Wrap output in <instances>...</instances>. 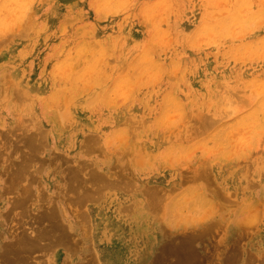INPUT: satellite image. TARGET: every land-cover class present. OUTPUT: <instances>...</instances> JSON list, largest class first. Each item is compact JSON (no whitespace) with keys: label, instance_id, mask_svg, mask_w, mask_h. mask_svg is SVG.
Returning a JSON list of instances; mask_svg holds the SVG:
<instances>
[{"label":"rangeland","instance_id":"374dc122","mask_svg":"<svg viewBox=\"0 0 264 264\" xmlns=\"http://www.w3.org/2000/svg\"><path fill=\"white\" fill-rule=\"evenodd\" d=\"M3 258L264 264V0H0Z\"/></svg>","mask_w":264,"mask_h":264},{"label":"bare ground","instance_id":"6f19581e","mask_svg":"<svg viewBox=\"0 0 264 264\" xmlns=\"http://www.w3.org/2000/svg\"><path fill=\"white\" fill-rule=\"evenodd\" d=\"M20 162H21V161H20ZM25 162H26V161H25ZM25 162H24V164H25ZM17 168L19 169L20 166H17ZM18 169H16V175L19 174V173H18ZM21 169H23V168L21 167ZM20 173H22V170H21ZM88 194H89V191H88ZM92 197H93L92 195H91V197L89 196V198H92ZM87 199H88V198H87ZM46 225H47V224H46ZM41 229H42V228H41ZM43 231H44V230H43ZM43 231H42L41 233L45 234V231H44V232H43ZM48 231H49V230H47V233H50V231H49V232H48ZM47 233L45 234V236H50V235H47ZM34 234H35V233H34ZM43 234H42V235H43ZM42 235H40V236H42ZM32 236H34V235H32ZM34 237H35V236H34ZM34 237H33V238H34ZM38 237H39V236H38ZM38 237H35V238H38ZM43 237H44V235H43ZM33 238H32L31 236H29V238H27L26 240H24V242H23L24 246H23V248L20 247L19 250H20V249H24L26 246L29 247V248H31L32 245H33L34 239H35V238H34V239H33ZM45 238H46V237H45ZM45 238H44V239H45ZM17 240H18V239H17ZM35 240H36V239H35ZM19 241H21V240L19 239ZM19 241H18V242H19ZM60 241H61V240H60ZM16 242H17V241H16ZM19 243H20V242H19ZM34 243H35V242H34ZM16 245L19 246V244H16ZM34 245H35V244H34ZM48 246H49V245H48ZM14 249H15V248H14ZM3 250L5 251L4 248H3ZM187 250H188V249H187ZM189 251H190V250H189ZM1 253H2V252H1ZM3 253H4V252H3ZM3 253H2L1 255H3ZM183 253H184V252H183ZM185 254H186V253H185ZM185 254H184V255H185ZM184 255H183V256H184ZM191 255H192V254H191ZM233 255H234V254H233ZM233 255H231V256L233 257ZM5 256H6V255L4 254V258H5ZM9 256H10V255H9ZM179 256H180V255H179ZM4 258H3V261H2V262H4V264H5V262H6V264H7V260H5ZM91 258H92V257H91ZM179 258H180V257H179ZM6 259H7V258H6ZM8 259H9V258H8ZM11 259H13V258H11ZM181 259H182V258H181ZM181 259H180V261H183V260H181ZM184 259H185V257H184ZM186 259H187V258H186ZM4 260H5V261H4ZM91 260H92V259H91ZM10 261H12V260H9L8 263H9ZM24 261H25V260H23V263H24ZM93 261H94V260H93ZM93 261H92V262H93ZM20 262H22V261H19V263H20ZM195 262H196V261H195ZM198 262H199V261H198ZM15 263H16V262H15ZM260 263H261V261H260ZM0 264H1V262H0ZM2 264H3V263H2ZM9 264H11V262H10ZM25 264H26V262H25ZM83 264H84V263H83Z\"/></svg>","mask_w":264,"mask_h":264}]
</instances>
